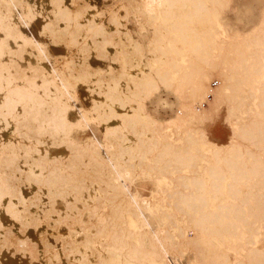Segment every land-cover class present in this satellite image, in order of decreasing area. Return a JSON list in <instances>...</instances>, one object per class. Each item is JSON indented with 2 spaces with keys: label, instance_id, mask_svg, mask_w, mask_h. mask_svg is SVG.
<instances>
[{
  "label": "bare ground",
  "instance_id": "6f19581e",
  "mask_svg": "<svg viewBox=\"0 0 264 264\" xmlns=\"http://www.w3.org/2000/svg\"><path fill=\"white\" fill-rule=\"evenodd\" d=\"M23 1L0 0V57L3 59L0 61V215L5 211L20 224L25 213L16 207L23 203L27 208L29 199H24L21 190L16 189L30 186L36 202L30 200L34 203L27 204L35 207L39 205L43 188H46L49 200L58 195L69 200L67 204L71 213L67 211L70 215L76 211L73 221H84L80 230L85 232L81 241L61 236V245H48L46 239H41L48 247L49 255L64 251L70 259H85L88 252L94 258L99 257L100 253L94 247L95 241L100 240L101 247L111 246L115 250L111 256L123 264L132 263L120 259L121 256L142 263L149 254L158 260L167 259L186 249L193 252L198 264H264V239L263 247L257 246L261 235L264 236V49L261 48L264 45V20L242 41L223 47L211 44L209 39L215 40L219 36L220 10L228 6L229 0H142L147 13L160 14L151 44L175 48L171 53L158 50L154 53L166 58L179 56L178 59L159 61L157 65L166 64V67L159 68L156 77L166 84L175 81L185 113L180 111L165 123L157 121L156 126L155 122L147 123L153 120L143 111L141 95L156 88L157 79L144 80L125 74L132 82L126 79L123 86L120 82L125 77L120 76L125 67L120 65L121 62L120 80L112 75L110 80L101 81V84L92 83L100 85L96 86L98 100L93 108L77 107L75 83L66 75L69 69L62 70L60 64L50 59L43 43L22 32L21 28H26L35 16V8L28 5L33 10L28 8L25 11ZM188 3L192 8L185 10ZM86 5L92 6L89 0ZM66 6L63 0H56L54 8L58 20L45 22L44 31L62 41L68 38V42L75 44L68 32L77 36L72 26L85 24L82 16L85 11L79 10L81 13H78L75 8L74 11ZM110 18L113 19L109 24H118V28L119 18ZM194 22L197 26H192ZM103 27L106 28L101 21L93 23L92 30L88 31L91 38L102 32ZM118 33L122 35V32ZM112 35L109 42L114 40ZM234 35V39L242 36L241 33ZM131 43L137 44H133L132 54L139 62L142 47L135 41ZM193 43H200L203 50L190 51L189 44ZM14 45L18 46L17 51H12ZM8 53L15 56L17 61L11 59V65L17 69L9 67L5 58ZM28 57L32 58L33 64L18 68L19 63H25ZM127 67L125 70L129 72L131 66ZM135 69L140 71L139 66ZM22 71L34 75L22 74L26 75L22 77L19 74ZM216 71L221 72V83L212 90L207 82ZM209 92L214 97L211 105L226 103L229 121H236L235 138L225 146L211 143L203 132L197 133L186 124L191 118L201 123L209 117L210 111L201 103V98L209 96ZM94 121L105 125L103 140L89 137L87 142H80L76 135ZM137 169L150 174L160 187L152 196L153 202V198L147 199L131 188L132 176L137 175ZM142 172L138 173L142 175ZM33 184L37 186L33 187ZM81 200L86 213L90 209V224H85L87 214L76 204ZM89 201L92 205L87 206ZM52 202L54 204L55 199ZM52 206L49 211L45 210L46 215L57 214L55 211L52 214ZM149 212L161 218L158 227L150 224L146 214ZM37 222H29L30 227L34 224L38 227L39 220ZM178 223L183 225L176 233H170L169 229ZM13 229L14 226L5 230L0 219V247L15 245L18 240L16 246L19 250L20 246L24 250L30 245L33 249L28 247L30 252L39 251L38 244L29 237L14 239ZM187 229L194 232L193 237L186 233ZM23 231L25 233V228ZM175 236L180 241H174ZM230 250L243 254L231 263ZM36 256L34 258L38 259ZM81 261L80 264L85 260Z\"/></svg>",
  "mask_w": 264,
  "mask_h": 264
},
{
  "label": "rangeland",
  "instance_id": "374dc122",
  "mask_svg": "<svg viewBox=\"0 0 264 264\" xmlns=\"http://www.w3.org/2000/svg\"><path fill=\"white\" fill-rule=\"evenodd\" d=\"M21 1H23V0H20V2ZM63 1L65 2V6L67 5L66 6L67 8H70L74 11L76 9V12L78 11V13H81V12H79V10L85 11L84 13H82L83 14L82 16H84V18H85L83 23H85V24H83V25L81 24L79 26H77V25L72 26L73 30L76 31L75 34L77 36H79L80 39L78 40L77 36L74 37L73 36L74 34L71 36L70 33L68 32V35L71 38H73L75 41L77 39L76 42L72 39L75 44H73V42H68V41H70L68 38H66L65 40L63 39V41H62L59 38L57 39V38H54L53 36H51L52 34H49L48 32L44 31L43 25H45V22L46 23L49 21L54 22V21L58 20V16H57V13H55L56 11L54 8L56 0H26V1L24 0L23 1V2H25V3H23L24 7L31 5L33 7V9L35 8V11L32 8H30L31 6L30 7L28 6L27 8L25 7L24 10L26 11V9L28 10V8L32 9L35 16L33 15L34 17L30 21L29 25L26 28L22 27L21 30L28 37H30V35L34 36V38H36L38 41L43 43L45 48L47 49L46 51L48 52L50 59H52L53 62L60 64L62 70L67 71V69H69V71L66 73V75H68L69 78L72 79L71 80L72 83H75L74 88H75V91L77 93V101H76L77 107H79L81 109H85V110L92 109L93 106L95 105V102L98 100V97L96 96V93H97L96 92V86H100V85H97L95 83L96 85L93 84L95 86L94 87L92 85V83L97 82L98 84L99 83L101 84V81L103 83L106 81V79L108 81V78L110 80V77L112 75L114 76V78L115 77L118 78L119 77L118 75H121L120 74V72H121L120 71L121 70L120 65L123 64V67H125V68L122 67L124 72L122 71V75L120 76L121 78H124L125 74H126V77L128 75H131L134 78H136V77L138 79L143 78L144 80H150V79L156 80L157 79L156 80L157 81V87L150 89L149 91H147L141 95V103L143 104V111L148 118L153 120V122H151V121H149V122L145 121V122H147L148 124H150V123L153 124L155 122L156 124L155 123L154 124L156 126H158V124H159L158 122L165 123L167 120L175 117V115L180 114V111H183V113H185V111L183 110V107L181 105L182 102L180 99H178V94H177L176 89H175V81H172L171 82L172 84H166V83L160 81V79L158 77H156L157 76L156 71L161 67H166V64L157 65V63H159V61H162V60L167 61V59L168 60L169 59H178V57H179V56H176V57L171 56V57L166 58V57H161V56L154 53L156 50H158V52H160V53H166V52L171 53L172 51L175 50V48L170 47V45H168V46L166 45L165 47H162V46L156 47V45H152L153 43L151 44L152 38L154 37L155 24H156V21L158 20V18L160 17V14L158 12H155L152 14L147 13L145 8H143L142 0H89V4H91L92 6L89 5V7H88V5H86L87 8H89V9L91 7V9L90 10L87 9V11L85 10V7H86L85 3H88V0H85V1L84 0H79V1L73 0L74 4L71 3L72 0H63ZM26 2L28 3L27 5H26ZM75 2H77V4ZM78 2H79V4H78ZM76 5H77V7H76ZM78 5H80V6H78ZM36 6H38V7H36ZM82 6L83 7L85 6L84 9ZM77 8H79V9H77ZM93 8H96V9L94 10ZM184 8H185V10H189L190 8H192V5L190 3H188L185 5ZM111 9H112V12H111ZM96 10H97V12H96ZM94 11H95V13H94ZM220 11H221L220 17H221L222 25H220V28L218 25L215 26L217 31L219 28V31H218L219 36H216L215 40L210 38L209 41L211 44L215 43L216 45H219V46H223V47L227 46L228 47V44L236 43L239 40L242 41V39L244 37H247L248 35H250V32L252 31V29L253 30L257 29V28H259V26H261L263 24L264 0H229L228 6L225 7L224 10L222 8ZM101 12L104 13V15L101 16V14H100ZM52 13H54L53 14L54 16L52 15ZM98 13L100 14V18L98 16L99 15ZM86 14H87V16H86ZM47 17L50 20H48ZM110 17H114L115 19H116V17L119 18L117 22L121 25V26L119 25L120 28L119 27L117 28L118 24H117V26L116 25L112 26V24H109V23H112V21L109 22V20L113 19ZM56 18H57V20H54ZM99 21H101L102 25H104L106 28L103 27L104 29H102V32H98L99 34H97V36H93L91 38L92 34L90 35V32H88V31H89V29H91L93 27V23H96ZM192 26H197V22H194L192 24ZM111 29H114V30H111ZM118 31L122 32L121 33L122 35H120V33H118ZM116 32L119 34V38L116 35L117 34ZM46 33H47V35H46ZM73 33H74V31H73ZM113 33H115V34H113ZM238 33H241L242 36L239 37L238 39H234V36H235L234 34H238ZM100 34L104 35V37L100 36ZM107 34L108 35L113 34L112 38H114V40L109 42L110 35L108 36ZM89 35H90V37H89ZM113 36H115V37H113ZM130 36L132 37V39L129 38ZM87 38H89L88 42L86 41ZM105 38H107L106 39L107 43L104 41ZM66 40L68 43L65 42ZM133 41H135L136 43H139L142 47V52L139 55V58H140L139 62H138V58H136L135 55L132 54V51H133L132 48L134 47L133 46L134 43L132 44L131 42H133ZM105 44H107V45H105ZM134 45L137 46V44H134ZM17 47L15 46L12 49V51H17V49H19ZM188 48L190 49V51L194 52V51H201V50H203L204 47H202L200 45V43H193V44H189ZM261 48L264 49V45H263V47L261 46ZM122 52L123 53L125 52L124 55L128 54L127 56L125 55L126 60L123 57L124 55L121 54ZM129 53L131 54L130 56H133L134 58L132 57L130 59ZM9 54L10 53H8V55ZM6 55H5V58L8 62L9 67H11L13 65L12 61H17V60H15L14 55H13L14 57L11 56L12 54L9 56L8 55L6 56ZM120 55H123V56L120 57ZM118 58H119V60L121 58L122 61L116 60ZM128 58H129V60H127ZM11 59H12V61H11ZM26 59H27L26 62L28 61L27 63L25 62L22 64V63L18 62L19 63L18 68L19 67H21L22 69L26 68V67H28L27 66L28 63L33 64V63H31V62H33L32 58L28 57ZM1 60H3V59L0 57V61ZM112 60L114 61V63L112 62ZM115 60L119 63H117ZM126 61H128V62H126ZM130 61H131V64H130ZM120 62H121V64H120ZM132 62L133 63L135 62L136 64H132ZM127 63H129L130 65ZM14 65H15V63H14ZM136 65L139 66L140 71H138V69H135L136 67H138ZM127 66H129V67L131 66V68H130L131 71L129 70V72H128V70H125L126 68H128ZM12 67L11 68L13 70L17 69V67L16 68L14 66H12ZM116 71L119 74L116 73ZM23 72L24 71L19 73V74H21L22 77H24L26 75L27 76H33L34 75L33 73H23ZM219 72L220 71H218V72L216 71L215 74H213L214 76L212 75V77L208 79L209 82H207V84H209V86L212 90L215 89L217 86L219 87V85H220L219 83H221V77H220L221 72L220 73ZM137 73L139 75L142 74L141 75L142 77L138 76ZM22 74H26V75L23 76ZM126 77H125V80H122L120 82L121 84H123V86L126 84L127 80H129ZM128 82L130 83V82H132V80H129ZM92 90H94V92H92ZM210 94H208L209 96H207V97L201 98V103H202L203 107L206 110L210 111L209 117L201 123H198L196 120L191 118V119H188L186 121V124L189 128H193V130L197 133L203 132L205 137H207L211 143H214V144H217L220 146H225V145H228L235 138L233 131H234V125H235L236 121H233V120L229 121V119H228V105L226 103L223 102L219 106H212L211 105L213 102L212 98H214V97L212 96L213 95L212 92ZM150 126L153 127L154 125H150ZM104 130H105V125L103 123L94 121V122L90 123V126H88L84 132L78 133L76 135V137L78 138V140L80 142L84 141V143L88 141L89 137H96L98 140H103ZM238 140H240V139H238ZM240 142H242V141L240 140ZM32 144H34V142ZM245 144H247V143H245ZM254 149L257 151V148H254ZM138 172L141 173L142 171H140V169H137V171L135 170V173L137 175L133 174V176L135 175V177H136L135 179L132 176L133 182H131V188L133 191L138 192L140 195H142L143 197H145L147 199L153 198L152 199V202H153L154 197H152V196L156 195L155 191H157L160 187H159L157 181L155 182V180H153L154 178L150 177V174H146V173L142 172V175H140V173H138ZM18 185L19 184L16 183V186H18ZM36 186H37L36 184H33V187H36ZM19 189L21 190V192H22L21 194L23 195L24 199H26V200L29 199L27 203L31 202L30 200L35 199L33 196L32 188L30 186H28V185H24L22 187L20 186V188H18L16 190H19ZM47 191L48 190L46 188H43V191H42L43 193H41V196H40V199L38 202L39 205L37 204L38 206H35V207L30 206V207H32V208H30L29 207L30 203L29 204L26 203V207L28 205L29 208L28 207L27 208L30 209L29 211L27 208L24 207L25 205H23V203L19 202L20 204H18V207H16V208H18L21 211V213H25V214H23L24 219L22 218V221L20 222V224L18 223L19 222L18 220H17V222H16V220H12L11 215H9L7 212L3 211L1 213L0 219L3 223V227H5V230H6V228H10L12 226L15 227V229H13V231H12L13 236H16V238L14 237V239H17V236H18V238H23V239L26 237H29L32 241H34L36 244H38V248H39V251H36V253H35V254H39V255L36 256L33 253V251L30 252L31 250H33L32 247H29L30 245L27 246V243H26L24 245V248H25V246H27V248H25V249L28 250L30 248L31 250L29 249L27 251L24 248H23L24 250H22L21 246H20L21 250H19V247L17 248V246H16V243L18 242V240H17V242L14 240L16 242L15 245L14 244L10 245V246L5 245V246L0 247V262L2 264H30V263L31 264H80L79 262L81 260L82 261L85 260L84 261L85 264L89 263V261H90V264H97V261H100L101 259L102 260H101L100 264H102V263L103 264L104 263L105 264H108V263L109 264H123L122 262H116L117 259L115 260L111 256L113 254V252L115 251L111 246L101 247L103 245L99 244V243H101L100 240L95 241V247H94V249L97 251V253H100L98 255L99 257H97L95 255L96 257L94 258L93 256H91V253L88 252L87 258H89L90 256L91 257L89 258V261H87V262H86L87 258L80 259V257H77L75 259L74 258L70 259V257L64 251L62 253L61 252L56 253L55 255H49L48 254V247L46 248L45 247L46 245L43 242L45 239H46L45 240L46 244L48 241V245H49V243L61 245L62 237L69 236V237H67L68 239H73L75 237L74 240L81 241L84 238L83 235L85 232L80 230L81 226L84 225V223H83L84 221L83 222H77L79 224H77L76 221H73V220H75V215H77L76 211L72 212L74 215L69 214V212L71 213V211H69V209H68L69 205L67 204V203H69V200L66 199V201H65V199L63 197L58 195V196L54 197L55 202H54V204H52L53 203L52 200H54V199L51 198L52 200L51 199H50L51 201L49 200V196H47V194L45 193ZM41 199H42V201H41ZM34 202H36V201L34 200ZM34 202L32 201L31 203H34ZM70 202H73V201L70 200ZM78 202H80V201H78ZM78 202L76 204L79 205L81 210H84V212L86 213V211H85L86 208L84 207V205L81 206L82 203L84 204V201L81 200L80 204ZM48 203H50V204H48ZM86 204H87V206H90V205H92V202L89 201ZM51 205H53L52 210L54 209L52 214L54 213V211L57 214H53L51 216H48L49 214L46 212L48 214V215H46L45 210L49 211L50 210L49 206H51ZM24 208H25V211H24ZM167 208L169 209V207H167ZM67 209L69 212L67 211ZM43 212L47 216L48 219H52V220L49 221L47 218H45ZM27 214L28 215L32 214V215L30 217ZM86 214L87 215L85 216V219H84L85 224H90L92 222L91 221L92 218H90V214H91L90 209L87 210ZM146 214L149 216V222L153 227H158L160 225V221H159L161 219L160 217L158 218L152 212H149ZM67 215H70L74 219H72V218L69 219L68 217H70V216H67ZM33 217H34V219L32 220ZM65 217H67L68 220ZM59 218H62L63 221ZM64 219H66V220H64ZM30 220H32V221H30ZM38 220H39V224H40V225L37 224L38 227L36 226V224H34L35 226L32 225L30 227L31 224L29 222H33V221L37 222ZM42 220H44V221H42ZM53 220H55V221H53ZM57 221H59V223ZM22 224H24V225H22ZM25 224H28V225L25 226ZM178 224H176L174 226V228L171 227V229H169L170 233H172V232L176 233L179 230L180 226L183 225V223H178ZM164 225H165V227H167L166 224H164ZM21 226H25V227H23V229L25 228V233H23L24 231L21 228ZM49 227H51V228H49ZM52 227H53V229H52ZM19 228L21 231L18 232ZM33 228H35V229H33ZM79 231H81V232H79ZM186 233L190 237L194 236V232L192 230L189 231V229H187ZM14 234H16V235H14ZM39 234H40V237H39ZM54 235L56 236V238L60 237L59 240H58V238L55 239ZM57 235H59V236H57ZM80 235H82V236H80ZM70 236H71V238H70ZM261 236H262V239L257 243V246L259 248L263 247L264 236L263 235H261ZM43 238H44V240L41 241V239H43ZM56 240H58V242ZM174 241H180L179 237L175 236ZM15 246L17 249L15 248ZM97 246H98V248H97ZM16 250H19V251H16ZM30 253H33L34 256L33 255L30 256ZM228 253H229L228 254L229 255V261L231 263L236 262L237 257L239 256L240 253L239 252L237 253L233 250L228 251ZM242 254H240V255H242ZM35 256L38 257V259L34 258ZM32 258H33V260H32ZM96 258H98V260ZM78 259H79V261H78ZM120 259H123V260L127 261L128 263H130V261H131L132 264H143V263L144 264H163V263L164 264H198V263H196V260L193 256V252L191 250L189 251V249L182 251V254L180 253V254L170 255L167 257V259L159 258V260H158L149 254L147 256V258L144 259V261L142 263H139V261H136V260H134V261L130 260V258L129 257L127 258V256H126V258L121 256ZM74 260H76V263H73V262H75ZM104 260H105V262H104ZM84 262L82 264H84ZM147 262H149V263H147Z\"/></svg>",
  "mask_w": 264,
  "mask_h": 264
}]
</instances>
